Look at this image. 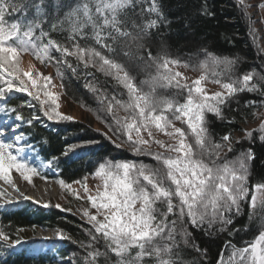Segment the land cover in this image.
Returning <instances> with one entry per match:
<instances>
[{"label":"snow or ice","instance_id":"obj_1","mask_svg":"<svg viewBox=\"0 0 264 264\" xmlns=\"http://www.w3.org/2000/svg\"><path fill=\"white\" fill-rule=\"evenodd\" d=\"M239 5L242 14L253 7L244 0ZM255 7L264 9V3ZM201 12L214 15L206 8ZM166 22L158 0H0V116L5 118V128L0 129V180L12 185L13 170L28 182L29 173L38 174L37 167L25 160L24 145L30 142L18 133L20 123L16 122L32 126L40 117L25 119L21 106L13 104L15 93L32 97L49 121L73 119L59 111L60 97L48 90L51 76L40 74L44 81L40 85L31 71L22 70L25 55L56 67L61 80L62 68L74 76L83 75V87L107 114L103 122L108 139L116 148L127 145L135 155L155 161L152 165L102 159L94 171L100 181L95 195L86 183L76 181L83 183L84 198L95 213L83 212L88 240L79 243V255L69 254L62 264H186L187 249L207 253L199 248L190 228L208 236L213 229L225 231L243 213L245 204L249 219L258 215L264 222V177L250 182L252 150L221 160L241 141L234 140L231 131L218 134L213 128L215 121L233 124L234 112L247 122L249 112L244 110H250L253 116L258 113L259 126L252 131L240 129L243 138L251 141L256 131L264 141V111H259L264 108V70L238 73V58H222L207 49L201 50L203 59L195 64L171 56L163 46L153 55L154 30ZM210 65L220 69L211 78L220 90L212 93L205 87L208 75L189 83L177 70H206ZM158 89L172 91L165 94ZM245 93L259 99H243ZM120 111L127 115L121 117ZM6 133L14 142H8ZM158 134L167 140L157 138ZM60 184L70 187L63 180ZM73 194L82 199L79 193ZM0 196L7 193L0 191ZM11 203L9 196L0 206ZM56 239L71 240V236L60 230ZM0 241L4 242L0 247L22 243L3 230ZM225 248L229 255L225 258L222 249L217 264H264V230L241 247L226 244ZM204 259L206 255L201 256L202 264Z\"/></svg>","mask_w":264,"mask_h":264},{"label":"trees","instance_id":"obj_2","mask_svg":"<svg viewBox=\"0 0 264 264\" xmlns=\"http://www.w3.org/2000/svg\"><path fill=\"white\" fill-rule=\"evenodd\" d=\"M158 3L167 22L160 24L159 29L154 30L157 35L153 37L150 44L153 55L158 54L163 46L167 48L171 56L188 60L191 57L202 56L201 50L207 49L208 52L222 58H238V73L253 68L257 72L264 70V51L260 45L262 38L256 30L252 12L249 10L248 14H242L239 0H158ZM202 8H206L208 13H214V15L202 14ZM253 32H255V38ZM61 71H63L62 82L66 94L76 101L79 100L80 103L86 101L85 96L92 93L83 87L85 82L83 75L74 76L70 70L63 68ZM90 71L95 70L90 69ZM96 76L100 82L105 81L102 74L97 72ZM171 91L169 89L165 92L167 94ZM242 96L243 99H259L255 94L245 93ZM15 97L13 104L21 106L20 111L25 119L31 115L40 116L35 114L33 107L28 106V97L23 94L15 95ZM87 103L92 104V102ZM262 110L264 111V108L259 109V111ZM244 111L249 112L247 122H241L239 114L234 112L232 113L236 117L234 123L228 125L215 121L213 124L215 132L223 134L231 131L234 140H240L236 139L237 135L242 133L240 129H244L245 125L257 119V115L253 116L250 110ZM20 128L30 142L27 144L28 148L34 149L36 156L48 164V169L38 170L39 178L48 181L59 179L66 185H71L93 175L98 162L102 159L115 157L121 161H145L148 157L136 156L138 157L136 158L135 155L124 150H117L104 135L96 133L94 129L78 121L56 123L40 118L34 121L32 126L20 122ZM89 141L91 143H86ZM240 141L233 144L232 153L239 155L240 152L249 148L252 150L255 159L250 162V182H259L260 178L264 177V141L259 139L257 132L253 133L251 141L247 139ZM151 163L154 164L155 161L152 160ZM245 225H247V231L244 230ZM38 227L56 232L63 230L66 235L71 236V240L60 241V245H57L54 251L34 253L30 247L32 241H26L23 236L29 232H36ZM88 227L86 222L66 210L55 207H35L31 202L15 209H0V230L11 235L13 239L18 236L22 241L20 245L13 247H0V252L4 253L0 256V264H62V258L69 254L75 252L79 255V243L88 240L86 231ZM237 228L240 230L233 231ZM20 229L23 231H19ZM189 230L193 232L199 248L207 249V253H197L193 249H187L183 253L186 264H202L201 256L203 255H206L203 264H217L222 249L225 258L229 255V250L225 248L226 244L229 247L230 245L243 246L258 231L264 230V222L258 215L249 219V208L245 204L243 213L237 216L233 224L225 231L217 232L213 229V234L208 236L203 231L191 228ZM2 244L4 242L0 241V245Z\"/></svg>","mask_w":264,"mask_h":264},{"label":"rangeland","instance_id":"obj_3","mask_svg":"<svg viewBox=\"0 0 264 264\" xmlns=\"http://www.w3.org/2000/svg\"><path fill=\"white\" fill-rule=\"evenodd\" d=\"M244 2L246 4L253 6L249 10L250 12H252V15L254 16V20H255L254 23L256 25V30L259 33L260 37L262 38V43L260 45H262L261 47L262 49H264V23L261 22V20L264 19V9H257L255 7L256 5L260 3H264V0H244ZM201 59H203V55L200 57L196 56V57L190 58L192 64L197 63ZM21 67H22V70L25 72L31 71L33 73V78L37 79L38 84L40 85L44 83L40 74H43L45 76H51L53 79H52L51 85L49 86L48 90L52 91L54 94L60 97L58 101L60 105L59 111L62 114L73 117V119L70 121H65V120L49 121L48 120L49 122L68 123V122L78 121V122H81L87 125L91 129H94L96 133L104 135L108 141L112 142L105 135V133L108 132V128L106 127V124L103 122V119L106 117L107 114L105 113V111L101 109L98 101L96 100V98H94L93 94H89L88 96H85L84 99L86 101H84L83 103L78 102L79 100L76 101L72 99L70 96L66 94L64 86L63 87L61 86L63 82L61 78L57 76L56 67L52 65L45 66V64H43L41 61L36 60L31 55H25L23 57V63ZM177 70L182 72L185 76L189 78L188 79L189 83H191L192 80L197 79L202 74L208 75L209 80L205 82V87L207 91L209 93H212V92L220 90V85L211 82L212 73L216 71H220V69L218 68H215L210 65L206 70L200 69L197 71H193L191 68H188V69L179 68ZM66 78L67 77H65V79ZM25 79L27 80V78ZM140 79H143V74L141 75ZM28 83H29V88H31L30 81ZM32 91L35 94L36 90L33 89ZM158 91L164 92L166 94L165 92L166 90L164 89H158ZM19 94H23L26 97H28L29 103L35 105V107H33L35 114H38L41 116V117L39 116L40 118L47 120V118L43 116V112L39 110V104L36 101H34L32 97L28 96L27 93H23V92H18V93H15L14 95L18 96ZM83 96L84 95H82V97ZM41 98L45 99L46 97H44L43 94L41 93ZM87 102H92V104L90 103L92 106ZM118 114L121 117H124L125 115H127L123 111H120ZM98 116L100 117L99 119H98ZM257 117H258V114H257ZM9 123H12V121H9ZM16 123H19V122H16ZM176 126L181 127L182 125L179 121H177ZM258 126H259V120L257 118L256 121L250 123L249 125H245L244 129L252 131L254 129H258ZM3 128H5V118L3 116H0V129H3ZM255 132L256 131H254L253 133ZM18 133L21 134L20 128L18 129ZM6 136H7L8 142L10 143L14 142L13 137L11 135H8L6 133ZM145 138H147L146 134H145ZM157 138L167 140V138L164 137L163 134H158ZM236 139H240V140L244 139L243 133L238 134ZM26 148H27V145L25 146V149ZM116 149L119 151L124 150L125 152L129 154L135 155L127 147V145H125L122 148H116ZM153 149L159 150V149H156L155 146H153ZM33 155L31 152L30 153L28 152L25 155V160L29 164L37 167L38 170L40 169L45 170L49 168L46 162H43L40 158H37L36 155L35 156ZM32 156L33 158L31 159ZM136 156L138 155H135V157ZM140 156H143V155H140ZM237 156L238 155H234L232 152H224L221 155V160H223L225 157L231 159ZM151 161L152 160H150V158L147 157V160L143 162L152 164ZM29 175L32 176L31 182L25 181L19 172H16L15 170H13L11 172L12 185L5 183L3 180H0V191H4L7 193V196H0V205H4L5 200L9 196L13 199V203L7 206H0V209H3V208H9V209L14 208L15 209L18 207H22V205H25L27 202H31L35 207L36 206L44 207L45 204H48L49 205L48 207H55L61 210H66L70 214L75 215L76 217H78L79 219H81L83 222H86V223H87V219L83 217V212L87 209V210H90L93 214L95 213V209H91L90 202L87 201L86 198H84L85 193H84V187H83V183H86L88 189L90 190V194L92 195L96 194V186L100 184V181L98 178L94 176V173L93 175L88 176L84 178L83 180H81L83 183H74V184H71L70 187L61 186L59 179L55 181H47V180L39 178L38 174L29 173ZM41 188H46V195L44 196L39 195L38 192ZM18 190L19 192H22L23 194H19ZM73 193H79L82 199H77ZM23 196H27L29 197V199L25 200L22 198ZM56 205H60V207H56ZM56 234L57 232L54 230L38 227L36 232L34 233L29 232V234L23 237L26 241H32L31 246H30L32 248L31 251H33L34 253H44L47 251H54L57 245H60L61 240L56 239Z\"/></svg>","mask_w":264,"mask_h":264},{"label":"bare ground","instance_id":"obj_4","mask_svg":"<svg viewBox=\"0 0 264 264\" xmlns=\"http://www.w3.org/2000/svg\"><path fill=\"white\" fill-rule=\"evenodd\" d=\"M18 193L19 194H23L22 192H19V190H18ZM39 195H41V196H44V195H46V188H41L40 190H39Z\"/></svg>","mask_w":264,"mask_h":264}]
</instances>
